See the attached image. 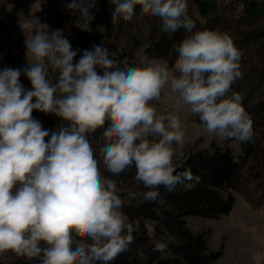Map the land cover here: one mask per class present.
Masks as SVG:
<instances>
[{
    "label": "clouds",
    "instance_id": "clouds-1",
    "mask_svg": "<svg viewBox=\"0 0 264 264\" xmlns=\"http://www.w3.org/2000/svg\"><path fill=\"white\" fill-rule=\"evenodd\" d=\"M111 22L141 15L160 19L173 45L174 63L150 59L129 66L103 44L73 50L63 30L38 18L21 24L27 65L0 69V254L39 264H112L135 242L124 199L153 202L171 209L159 189L169 193L199 182L190 169L178 171L176 149L185 132L177 114H163L159 102L167 89L177 103L199 118L205 131L221 141L250 143L253 120L244 97L233 91L242 78L243 52L228 32L197 29L187 0H109ZM97 0L66 5L73 24L90 31ZM31 83L25 90L21 74ZM33 111L63 121L50 135ZM99 131L97 150L90 137ZM46 138H48L46 140ZM135 168L142 193L122 199L117 182ZM171 237L153 250L166 252Z\"/></svg>",
    "mask_w": 264,
    "mask_h": 264
},
{
    "label": "trees",
    "instance_id": "trees-1",
    "mask_svg": "<svg viewBox=\"0 0 264 264\" xmlns=\"http://www.w3.org/2000/svg\"><path fill=\"white\" fill-rule=\"evenodd\" d=\"M50 2L52 8L47 24L51 29L63 30L73 50H78L74 63L83 50H91L93 45L100 44L118 53L121 66H138L142 56L145 61L153 58L164 60L169 66L176 59L173 45L182 39L183 31L171 36L162 32L160 19L141 15L139 6L131 21L120 20L113 24L110 14L113 6L109 0H97L91 30L85 32L74 26L76 17L66 9L71 0ZM187 4L188 14L197 29L226 31L242 50L243 76L233 85V91L244 97V106L253 120L255 139L250 143L239 142L238 155L228 144L211 143L209 148L175 156L174 163L180 165L177 170L190 169L194 176L199 177V182H191L187 188L180 185L172 193L161 187V197L171 206L168 211L153 202L141 204L138 200L124 199L123 211L133 225L135 242L112 264H216L223 253V245L215 250L209 249V231L193 232L187 226L185 217L198 215L218 219L228 215L235 205L236 193L243 194L252 207H264V0H187ZM0 26L8 29L1 19ZM26 65L24 49L14 52L0 48V69H23ZM20 83L25 90L31 89V83L23 73ZM32 116L50 135L63 124L53 114L33 111ZM99 135L98 131L90 137L97 155L102 143L98 141ZM102 174L117 182L122 199L128 191H145L134 180L135 168L120 176H112L103 169ZM146 220L154 221L151 232ZM162 237H171L164 253L153 250ZM4 255L8 259L4 261L0 254V264H39L38 260L18 257L10 251Z\"/></svg>",
    "mask_w": 264,
    "mask_h": 264
},
{
    "label": "rangeland",
    "instance_id": "rangeland-1",
    "mask_svg": "<svg viewBox=\"0 0 264 264\" xmlns=\"http://www.w3.org/2000/svg\"><path fill=\"white\" fill-rule=\"evenodd\" d=\"M50 0H0V19L8 29L0 28V48L20 52L24 49L25 61V33L21 24L39 19L47 23L49 10L52 8ZM241 8L239 2L238 9ZM44 17L45 19H42ZM1 27V26H0ZM230 32V31H229ZM145 62L140 58L139 64ZM158 111L163 114H177L180 116L185 132L183 147L174 146L176 157H181L191 151L209 148L211 143L228 144L235 155L240 153L239 142L232 140L228 143L215 136L209 135L201 125L199 118L193 116L187 109L177 103L176 97L167 89L159 102H153ZM236 202L228 215L218 219L188 215L185 217L187 226L193 232L208 230L207 245L215 250L223 245V253L216 260V264H264V207L254 208L246 197L236 193ZM154 221L146 220L148 231L151 232ZM4 261L8 257L1 254Z\"/></svg>",
    "mask_w": 264,
    "mask_h": 264
}]
</instances>
